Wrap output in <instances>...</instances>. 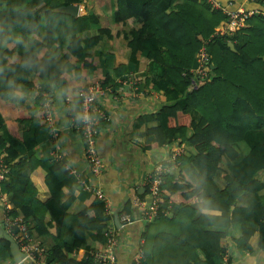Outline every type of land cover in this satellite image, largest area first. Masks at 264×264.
<instances>
[{
	"label": "trees",
	"instance_id": "16d2710c",
	"mask_svg": "<svg viewBox=\"0 0 264 264\" xmlns=\"http://www.w3.org/2000/svg\"><path fill=\"white\" fill-rule=\"evenodd\" d=\"M253 2L264 5L262 0ZM77 4L80 0H0V109L17 110V127L0 112V159L7 168L0 193L13 206L11 215L22 217L31 236H50L46 264H93L89 252L103 249L113 218L94 195L82 210L69 212L76 190L63 185V165H47L32 153L43 112L26 105L25 98L16 94L19 86L34 92L35 84L43 82L54 89L72 86L75 96L87 87L70 77L77 67L95 69L78 36L88 32L95 19L92 15L74 18L61 10ZM128 20L134 27L117 36L125 40L135 64L136 54L146 52L145 84L164 98L152 116L157 126L147 129L154 141L145 149L178 140L187 142L192 151L175 159L177 174H163V212L146 225L143 235L146 262L220 264L225 255L221 239L236 222L242 225L241 236L234 240L237 249L250 250L247 242L252 231L246 225L251 224L259 230V247L264 250V196L258 194L264 190V181L255 179L264 169V16L254 13L232 35H213L226 16L211 10L204 0H116L112 22L125 25ZM115 36L110 29L99 28L87 46ZM65 39L70 40L64 59L75 57L73 64L62 63L51 50L54 45H64ZM202 40L211 57L212 77L193 86L191 70ZM115 70L118 75L123 66ZM19 147L25 153H19ZM164 166L170 168L168 163ZM38 167L45 172L49 192L44 202L37 199L30 179ZM217 175L225 182L223 189L215 183ZM146 193L147 187H143V197ZM243 195L251 198L246 206H238ZM129 196L119 218L129 215L133 219L137 212L130 206L131 198H138L135 188ZM197 202L221 215L215 221L198 216L194 224H213L220 230L202 232L198 239L196 233L193 238H182L174 231L181 229L186 209ZM158 227L165 230L156 234ZM7 261L14 264L10 243L0 237V262Z\"/></svg>",
	"mask_w": 264,
	"mask_h": 264
},
{
	"label": "crops",
	"instance_id": "0c3cea01",
	"mask_svg": "<svg viewBox=\"0 0 264 264\" xmlns=\"http://www.w3.org/2000/svg\"><path fill=\"white\" fill-rule=\"evenodd\" d=\"M216 1L230 11L239 7L247 10L260 8L253 0ZM76 7L74 18L92 15L95 19L88 32L78 34L82 40L83 53L91 56L96 65L95 69L77 67L72 71L70 79L75 84H80L82 81L87 86L97 84L103 91L95 101V116L99 120L96 146L102 159L100 173L93 174L83 156L84 144L75 126L80 113V102L77 95H74L72 86L54 89L51 84L43 82L35 84L34 92L19 86L16 94L25 98L26 105L43 112V118L39 122L42 129L38 130V144L32 153L47 165L52 163L63 165V185L76 190L75 200L69 212L74 214L82 210L87 205L89 197L93 195L92 190H100L104 195L102 202L113 217L107 232H111L116 237L117 244L113 250L115 264H130L135 253L143 247V235L147 230L145 227L149 224L141 220L136 211L131 223L121 224L119 213L126 201L130 199V190L135 188L138 197H143V187H146L147 177L156 165L164 166L168 163L170 168H167L165 173L173 175L178 173L177 161L171 160L172 151L176 146L182 147V152L178 156L192 151L187 142L180 143L178 140L161 147L151 144V148L145 149L154 141L152 136L147 135V129L157 126L152 116L163 104L164 98L161 94L154 92L151 86L145 84L144 71L148 64L146 52L136 54L135 64L125 40L117 36L124 30H131L135 24L132 20H128L125 25L112 22L116 0H80V4ZM99 28H108L116 36L112 39L104 38L96 46L88 47L89 37L95 35ZM69 40L65 39L64 45L52 46L51 50L56 51V58L62 63L67 61L73 64L75 57L64 59L66 44ZM118 65L123 66V71L116 75L115 69ZM0 112L6 122L13 123L12 125L17 127L15 107L0 109ZM18 151L25 153L22 147H19ZM44 177L45 172L41 167L30 173V179L37 190L36 197L41 202L49 198ZM255 179L259 182L264 181V169L255 175ZM214 180L219 189L224 188L225 182L219 175ZM258 194L264 196V190L259 191ZM68 197L69 194L63 200ZM133 198L130 200V206H133ZM250 198V195L241 196L237 205L246 206ZM116 215L119 224L115 220ZM220 215L221 212L217 210L205 209L203 202L191 204L182 215L181 229L174 232H178V236L185 239L193 238L196 233L195 239H198L202 232L219 231L220 228L213 224L196 226L193 220L198 216H204V220L212 217L215 221ZM48 219L47 215L46 220ZM0 227L4 228V210L1 201ZM246 228L252 231L247 242L250 250L241 252L235 246L234 240L242 234V225L236 222L229 226L227 235L221 239L220 245L225 248V255L220 264H264V250L259 247V230L251 224H247ZM4 230L6 232L5 228ZM164 230L165 227H158L156 234H161ZM221 230L224 228L221 227ZM51 232L54 230L51 229ZM32 238L40 243L45 252L52 244L50 236L32 235ZM0 264H9V262H0ZM34 264L46 263L43 259Z\"/></svg>",
	"mask_w": 264,
	"mask_h": 264
},
{
	"label": "built area",
	"instance_id": "2783aa9c",
	"mask_svg": "<svg viewBox=\"0 0 264 264\" xmlns=\"http://www.w3.org/2000/svg\"><path fill=\"white\" fill-rule=\"evenodd\" d=\"M211 10L220 11L226 16V20L221 22L215 29L213 35L229 36L239 27H243L245 22L253 16L254 13H261L264 16V5L259 9L247 10L239 7L235 10H227L216 0H204ZM254 1V0H253ZM256 1V0H255ZM264 2V0H262ZM262 8V9H261ZM195 67L191 70L195 81L193 86L199 81H207L212 77L211 57L206 49V41L202 40L201 46L195 54ZM197 82V83H196ZM102 89L99 85H89L85 89L77 92L80 102V113L77 117L76 129L81 135L84 147L83 156L91 170L95 175L100 173L102 167V159L97 152V137L99 133V120L95 116V101L97 97L102 95ZM182 152V147L176 146L172 151L171 160H175ZM167 167L156 165L146 180L147 193L144 197L133 199V206L137 209L140 219L144 222H152L157 214L162 211V196L164 190L161 188L163 184V174ZM7 172L6 166L0 159V181L4 179ZM93 195L99 200L104 199V195L100 190H92ZM2 208L4 210V228L6 233L17 243L20 251L24 253V259L20 264H34L45 260V249L39 242H35L29 234L27 225L21 216L13 217L11 215L12 206L6 195L0 196ZM105 212L110 214L105 207ZM163 212V211H162ZM129 215L122 216L120 222L126 225L132 222ZM107 238L102 250H92L89 252L93 264H115L113 250L117 244L116 237L111 232H107ZM130 264H149L146 262L142 248H140L130 261Z\"/></svg>",
	"mask_w": 264,
	"mask_h": 264
},
{
	"label": "water",
	"instance_id": "95a60500",
	"mask_svg": "<svg viewBox=\"0 0 264 264\" xmlns=\"http://www.w3.org/2000/svg\"><path fill=\"white\" fill-rule=\"evenodd\" d=\"M76 5H70L67 7L61 8L62 12L68 14L70 16H74L76 13ZM262 9V8H261ZM229 46L232 48V44L229 43ZM116 222H118V216H115ZM0 237L6 239L10 243V253L12 256V260L15 264H20V262L24 259V253H22L17 245V243L5 232L3 227H0Z\"/></svg>",
	"mask_w": 264,
	"mask_h": 264
}]
</instances>
